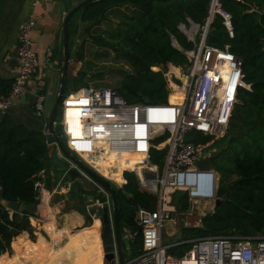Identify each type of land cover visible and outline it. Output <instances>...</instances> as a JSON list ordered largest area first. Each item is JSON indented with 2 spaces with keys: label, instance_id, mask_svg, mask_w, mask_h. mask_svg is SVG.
I'll return each instance as SVG.
<instances>
[{
  "label": "trees",
  "instance_id": "16d2710c",
  "mask_svg": "<svg viewBox=\"0 0 264 264\" xmlns=\"http://www.w3.org/2000/svg\"><path fill=\"white\" fill-rule=\"evenodd\" d=\"M220 7L229 16L233 37H229L224 17L214 13L206 43L224 48L241 58L243 80L250 90L240 89L228 131L233 132L231 143L224 148L228 157L218 181L217 195L220 204L201 218L197 227L182 229L180 241L206 236H258L264 235V0H219ZM5 0H0V13ZM210 0H100L84 6L77 13L81 21L102 18L110 8L130 6L135 13L126 19L124 29L110 39L97 36L98 42L117 50L113 40L132 71L124 73L117 90L129 103H165L169 93L162 65L171 64L170 73L179 76L177 66L187 64L180 49H191L179 25L190 27L191 21L202 25L208 16ZM70 29V27H69ZM70 33V30H69ZM70 37V36H69ZM174 38V42L172 40ZM159 68V69H155ZM184 80V79H183ZM12 78L0 76V97L6 95ZM67 81V80H66ZM171 81L170 88L182 90ZM45 91V88L44 90ZM178 96L171 102H178ZM59 131V129H58ZM54 139L41 130L29 129L8 113L0 117V264H49L54 256L49 242L34 233L35 209L39 203L34 182L45 169L49 142ZM210 136L199 135L197 142L205 143ZM153 142L150 153L152 163L162 165L165 150ZM157 148V149H156ZM102 173L111 168H101ZM126 183L117 188L119 225L138 231L135 211L138 207L154 209L156 197L138 186L132 172L123 174ZM235 176L233 181L230 178ZM110 179L117 182L114 174ZM118 183V182H117ZM179 196V209L186 207ZM21 201L18 212L5 205L8 201ZM184 207H183V206ZM46 231V224L44 223ZM14 239V240H13ZM192 243H180L167 249V253L180 256ZM12 248L13 254L6 255ZM44 250L37 254V250ZM51 249L52 251H48ZM123 249V248H122ZM141 249L140 236L131 248L130 257ZM125 258V257H124ZM127 259V258H125Z\"/></svg>",
  "mask_w": 264,
  "mask_h": 264
},
{
  "label": "built area",
  "instance_id": "2783aa9c",
  "mask_svg": "<svg viewBox=\"0 0 264 264\" xmlns=\"http://www.w3.org/2000/svg\"><path fill=\"white\" fill-rule=\"evenodd\" d=\"M40 1L33 0L32 4L35 6ZM214 13L224 17L228 35L233 37L228 14H224L219 0H210L204 23L191 24L186 32L193 47L180 49L187 65L182 82L185 86L178 102H170L169 95L165 103H129L117 88L93 86L71 91L61 100L57 124L70 152L116 187L126 183L125 171L132 172L139 189L156 197L154 209L138 207L135 211L138 231L126 227L120 231L122 245L130 252L138 236L141 241L140 252L125 259V264H264V235L206 236L168 244L163 241V228L178 215L175 193H186L194 204L195 200L214 199L219 175L212 168L200 171L196 162L209 157L206 150L227 133L240 89L250 90L243 80L241 58L228 45L217 48L206 43ZM35 23L31 13L18 26L17 74L9 92L0 97V113L6 112L26 92L27 83L39 70V58L31 39ZM43 90L41 82L34 87L33 111L38 116L43 114ZM70 121H75L76 126H70ZM46 135H50L49 131ZM199 135L210 136V140L197 142ZM157 139L156 145L161 149H156L165 150L161 166L150 161L153 142ZM122 157L135 158L138 162L123 167L119 174L121 182L117 183L110 175L117 170L118 159ZM106 158L116 163L107 175L102 173L100 163ZM34 187L41 201L40 177ZM184 242L192 246L182 255L167 253V249Z\"/></svg>",
  "mask_w": 264,
  "mask_h": 264
},
{
  "label": "crops",
  "instance_id": "0c3cea01",
  "mask_svg": "<svg viewBox=\"0 0 264 264\" xmlns=\"http://www.w3.org/2000/svg\"><path fill=\"white\" fill-rule=\"evenodd\" d=\"M33 0H5V4L0 13V76L3 78L14 79L17 74L18 58L16 53L17 37H18V26L21 21L26 19L29 14H33L36 20L35 26L31 32V39L33 42L34 50L39 58V70L38 73L32 77L27 83L26 92L16 99L12 106L4 113L10 114L15 121L22 123L29 129L41 130L43 133L48 132V120L42 116H38L33 111L34 102V87L39 82L43 83V87L47 88L49 79L47 75L50 71L54 70V66L57 65L58 60L61 58V48L59 45L62 44V22L65 14L76 4L75 0H41L37 5L32 4ZM71 25V22H70ZM171 65V64H169ZM56 71V70H54ZM65 93L71 92V79L69 75L66 76ZM69 88L67 89V87ZM231 143V136L229 144ZM48 145L49 149L51 148ZM52 151V148H51ZM82 154V153H81ZM53 164L49 168L43 169L39 173V177L42 183L43 194L47 192L46 204H43L42 209L41 203L36 206L35 218H31L33 221V227L37 233L34 242H36L38 235H41L46 242L50 243V246L46 248H53L54 253L61 254L63 256H50L49 264H79L82 260L80 256L75 255L78 243L83 238L84 234L88 231V226L92 225V222H88V215L90 218L97 219V211L91 213L92 205H97V201L94 202L88 199L80 202L77 199L71 202V199L65 195L67 191V182H60V178L57 175L59 171H64V167L59 165L57 162H64L61 155L55 154L50 156ZM53 167V168H52ZM62 167V168H61ZM54 168H61L54 172ZM214 170V169H213ZM215 171V170H214ZM62 175V174H61ZM115 177V176H114ZM118 183L121 182L120 177H115ZM48 186V187H46ZM71 194V193H70ZM96 194V193H94ZM52 196L56 197V204L51 203ZM97 196V195H96ZM83 197V196H82ZM81 197V198H82ZM98 198V197H96ZM63 201V202H60ZM196 203L207 202L208 200H195ZM77 203L79 205L77 206ZM179 206V205H178ZM98 209L97 207H95ZM46 211V212H45ZM51 215L50 218L48 215ZM95 214V215H94ZM68 218V219H66ZM201 220V219H200ZM54 222L56 224L57 234L63 237L56 241H52L51 236L45 231L44 223ZM172 223L176 224V219L168 221V227L171 229L167 231L169 237L173 236L176 229L172 227ZM97 226V225H95ZM97 229V228H96ZM65 232V233H64ZM67 235V236H66ZM69 241L71 247V254H62L63 252L57 253V248L60 245L65 244ZM57 244H60L57 246ZM44 249H38L37 254L41 253ZM48 251H52L49 249Z\"/></svg>",
  "mask_w": 264,
  "mask_h": 264
},
{
  "label": "rangeland",
  "instance_id": "374dc122",
  "mask_svg": "<svg viewBox=\"0 0 264 264\" xmlns=\"http://www.w3.org/2000/svg\"><path fill=\"white\" fill-rule=\"evenodd\" d=\"M135 11H133V8L130 6H123V7H116V8H110L108 9L102 18H97L91 21L83 22L80 20L78 13L76 12L72 19H71V25H70V38H69V49H70V62L68 65L67 70V76L69 75V78L71 79V91H78L80 88H84L87 86H93V87H106V88H117L118 82L121 79V76L124 73H132L125 56L120 53L119 50V43L117 40H113V44H117V50H114L112 48H109L107 46H103L98 42L97 36H101L103 38H106L107 40L111 38V36L126 31L124 29V25L126 23V19H129ZM180 28V25H179ZM190 27L186 28L185 31L182 29L181 31L186 34V31H189ZM187 36V35H186ZM59 47H62V44L59 45ZM62 48H61V58L58 60L57 65L54 66V70L58 71L61 68L62 65ZM187 65V64H186ZM186 65L177 66L180 69L179 76H176L174 73H170L169 76V67L170 65L163 66L167 69L165 73L166 80H167V89L169 95L173 94L170 88L171 81L175 84V86L180 87L182 82L184 81V73L186 71ZM162 68V66L160 67ZM159 69V68H155ZM38 73V72H37ZM67 78V77H66ZM178 84V85H177ZM69 86L67 87V89ZM184 88V87H183ZM68 94V91L65 93ZM182 91L178 94H173V96H178L179 98L182 97ZM58 120L60 119V108L58 110L57 115ZM56 128L61 130V126L59 124H56ZM230 136H233V132L227 131L224 137L216 140L214 143L210 145V147L206 150V154L209 157H213L214 160L211 164V168L214 169L217 174L221 175V168H223V164L227 161L229 154L225 151L224 148H226L229 145ZM64 143L66 144V141L64 138H62ZM51 142H49L50 144ZM52 151L50 152V156H55V154L61 155L57 145L55 144V141H52ZM67 146V144H66ZM68 148V147H67ZM54 158V157H53ZM63 158V156H62ZM64 159V158H63ZM49 162L51 163V157L47 158L45 161V168H49ZM124 160L118 161V164L120 166H123ZM59 165L63 166V163L61 161L57 162ZM102 168H111V165H114L109 162L101 163ZM64 171H57L61 170V168H54V172H58V176L60 178V182H67V191L65 189L63 190L65 195L68 197V199H71V202L75 201L74 204H76L77 199H79L80 202H84L91 200L96 202V197H98L99 202L97 203L98 209L95 208L97 205H92L93 208L90 211L93 213L96 210H99L100 213H102V209L104 207L108 208V212L111 216L112 212V206H111V200L108 194H106L104 191H93V192H87L84 191L79 183L78 179H75L71 176H69L68 171L69 168H65ZM53 168V167H52ZM62 174V175H61ZM235 179L234 176L230 178V181H233ZM219 181V179H218ZM112 186L116 187V185L112 184ZM48 187V186H46ZM116 188H121V186H118ZM218 189V182L215 187V193ZM71 193V194H70ZM96 193V194H94ZM97 195V196H96ZM179 194H175V196H178ZM83 196V197H82ZM82 197V198H81ZM56 197L52 196L51 203L56 204ZM63 202V201H60ZM183 202L186 204V207L179 210L178 215L176 218L177 223H172V227L176 229V232L173 236L169 237L167 235V231L171 229V226L168 227V222L166 223L165 227L162 230L163 234V241L165 244L171 243L173 241H178L182 237H184L182 234V229L186 227H197L200 226V219L206 215L207 213H210L213 211V199L208 200L207 202H201V203H193L190 200H188V197L183 200ZM40 204V201L39 203ZM79 203H77V206ZM183 206V205H182ZM184 207V206H183ZM94 212V213H95ZM95 215V214H94ZM101 214H99L100 216ZM88 217V222L91 221L90 216L86 215ZM68 219V218H66ZM90 219V221H89ZM199 222L197 223V221ZM34 233L35 229H34ZM36 236V234H35ZM14 240V239H13ZM34 241V240H32ZM122 250L125 258L130 257V251L126 246L122 245ZM132 248V246H131ZM13 250L12 248L6 252V255H12ZM76 256H80L82 258L81 262L79 264H85L83 262V252L80 247L76 248L75 251ZM117 263V262H116Z\"/></svg>",
  "mask_w": 264,
  "mask_h": 264
},
{
  "label": "water",
  "instance_id": "95a60500",
  "mask_svg": "<svg viewBox=\"0 0 264 264\" xmlns=\"http://www.w3.org/2000/svg\"><path fill=\"white\" fill-rule=\"evenodd\" d=\"M76 4L65 14L62 22V65L58 71H50L47 75L49 84L45 90L43 116L48 120V131L53 137L55 144L57 145L60 153L64 158V165L69 169V176L78 179L81 188L87 192H93V190L101 189L104 191L111 200L112 212L111 216L108 212V208L103 209V214L97 211V219L100 225V238L102 242L104 264H125V258L122 250L121 229L119 225V210L117 199V188L112 186L110 181L97 174L94 170L89 168L83 161L70 152L64 143L61 133L56 128L58 109L63 96H65L66 76L68 65L70 62V49H69V27L73 15L82 9L84 6L100 1V0H75ZM224 14L227 15L225 11ZM191 24L197 25L191 21ZM180 29H184L185 26L180 25ZM173 42L175 41L172 37ZM162 71L166 72L167 69L162 65ZM52 148V145H50ZM51 148L48 150V155L51 152ZM213 157H206L196 162V166L200 171H209L213 162ZM71 166L73 169H71ZM221 198H216L214 201V207L219 205ZM176 206L179 204V198L174 199ZM5 205L11 211L18 212L21 208V201H8ZM101 214V216H99ZM95 220L89 219L92 224ZM201 221V220H200ZM186 243V242H184ZM117 262V263H116Z\"/></svg>",
  "mask_w": 264,
  "mask_h": 264
},
{
  "label": "bare ground",
  "instance_id": "6f19581e",
  "mask_svg": "<svg viewBox=\"0 0 264 264\" xmlns=\"http://www.w3.org/2000/svg\"><path fill=\"white\" fill-rule=\"evenodd\" d=\"M186 32H188V31H186ZM225 67H222V69H224ZM184 86H185V83H184ZM172 90V89H171ZM173 91V90H172ZM177 91H179V93L182 91V90H179V89H177V90H175L174 92H177ZM174 94H178V93H174ZM173 94H171L170 95V99H171V96H172ZM171 102V101H170ZM71 115H73V112H69V117H71ZM70 126H72V127H74V126H76V122L75 121H70ZM74 145V147L75 148H77V150L79 149L78 148V145L77 144H73ZM160 148V147H159ZM82 153V155H83V151L81 150L80 151V154ZM120 160H124L125 162H124V164H123V166H120L119 165V167H117V170L116 171H114V176L115 177H119L120 175V171H121V169L123 168V167H132L136 162H138V160L137 159H135V158H131V159H129V160H125V157H122V158H120V159H118V161H120ZM102 161H103V163H105V162H109V161H111V162H113L112 161V159H110V158H106V159H101V161H100V163H102ZM113 164H116V163H113ZM102 165V164H101ZM63 166H65L64 165V162H63ZM65 168H67V167H65ZM70 169V168H69ZM71 169H73V167L71 166ZM114 168L113 167H111V170H113ZM93 191H99L100 193L101 192H103L101 189H99V190H93ZM179 195L178 196H175L174 197V199L176 198V197H178L179 198V196L181 195V194H186V193H184V192H177ZM177 193H175V194H177ZM187 195V194H186ZM47 192H45L44 191V194H43V196H42V203H41V205L42 206H40V207H42V209L43 210H45L44 209V206H43V204H46V200H47ZM96 203H98L99 202V200H98V198H96ZM178 208H177V211L178 210H180L179 209V206H177ZM105 208V207H104ZM103 208V209H104ZM103 209H102V213L101 214H103ZM46 212V211H45ZM179 212V211H178ZM50 218H52V216L49 214L48 215ZM101 216V215H100ZM45 224H46V232L51 236V239H52V241H54V239L56 240V241H58V240H60L63 236L62 235H64L63 233H62V235H60V234H57V231H56V224L54 223V222H50V223H47V222H45ZM95 225H97V226H95ZM99 225H100V222H99V220H95V222L91 225V226H88V231H87V233L86 234H84V236H83V238H81V240L79 241V243H78V247H80L81 249H82V252H83V262L85 263V264H104L103 262H104V258H103V255H104V253H103V249H102V242H101V236H100V229H99ZM97 228V229H96ZM65 233V232H64ZM67 236V235H66ZM58 245H60V244H57V246ZM57 248V253H59V252H63L62 254H71V247H70V245H69V241H67L65 244H63V245H60V246H58V247H56ZM52 250H53V248H52ZM53 253H54V251H53ZM63 256V255H61V254H54V256ZM72 255V254H71ZM110 264V263H109Z\"/></svg>",
  "mask_w": 264,
  "mask_h": 264
},
{
  "label": "flooded vegetation",
  "instance_id": "af4514ba",
  "mask_svg": "<svg viewBox=\"0 0 264 264\" xmlns=\"http://www.w3.org/2000/svg\"><path fill=\"white\" fill-rule=\"evenodd\" d=\"M68 172H69V171H68ZM234 177H235V176H234ZM235 178H236V177H235ZM216 198H221V197H219V196L217 195V192L215 193V197H214V199H213V210L218 206V205H217V206L214 207V201H215ZM221 200H222V199H221ZM219 204H220V203H219Z\"/></svg>",
  "mask_w": 264,
  "mask_h": 264
}]
</instances>
